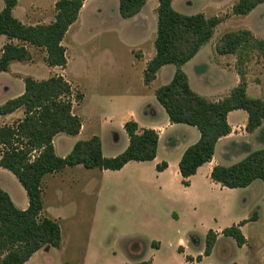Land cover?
Wrapping results in <instances>:
<instances>
[{"label": "trees", "instance_id": "trees-1", "mask_svg": "<svg viewBox=\"0 0 264 264\" xmlns=\"http://www.w3.org/2000/svg\"><path fill=\"white\" fill-rule=\"evenodd\" d=\"M86 1L59 0L55 4L56 15L52 23L25 25L14 16L18 0H4L5 6L0 11V38L5 36L10 42L2 49L0 72H8L14 61H32L30 47L45 52L44 61L48 67L65 69L68 60L63 40L70 27L78 21ZM118 1L123 19L135 17L147 3V0ZM173 2L158 0L156 55L146 67L144 80L150 84L163 66H176L172 81L160 87L156 97L171 123L194 126L201 134L200 140L185 151L179 163L183 185L188 187L189 178L212 160L219 139L230 134L231 128L227 121L230 112H247L248 132L255 131L264 123V100L247 95L246 79L247 64L252 53L256 52L264 59V39L255 38L248 30L226 33L220 38L215 50L219 55H236L240 83L227 97L216 102L210 101L191 89L182 67L212 39L223 19H208L202 13L181 14L174 9ZM262 4L264 0H238L232 7V13L235 16H248ZM13 40L18 43H13ZM23 81L24 93L0 105V116L23 111L22 119L0 127V168L17 178L29 203L25 210L19 209L10 195L0 188V264H26L44 247L61 246L62 235L58 222L41 217L44 210L42 182L46 175L79 165L89 170L120 171L130 162L153 161L159 142L156 131L140 130L136 122L129 121L124 129L130 143L122 154L114 158L105 157L101 140L95 136L77 142L70 154L61 158L56 154L54 138L58 134L76 136L80 133L82 123L74 115L73 106L82 101L83 95L75 94L70 83L62 76H52L43 81L25 77ZM166 167L167 164L163 163L157 170L162 171ZM212 179L229 189L246 188L256 180L264 183V149L251 153L233 166L214 167ZM257 218L254 213L248 220L224 229L222 235L233 238L239 247H243L247 239L241 227ZM217 237L214 231L208 232L204 256L211 255ZM153 247L157 248V245L154 243ZM201 259L202 256H199L196 260L200 262ZM186 260L193 261L191 257H186Z\"/></svg>", "mask_w": 264, "mask_h": 264}, {"label": "rangeland", "instance_id": "rangeland-1", "mask_svg": "<svg viewBox=\"0 0 264 264\" xmlns=\"http://www.w3.org/2000/svg\"><path fill=\"white\" fill-rule=\"evenodd\" d=\"M57 1L18 0L14 16L25 25L50 24L56 15ZM155 1L158 3V0H147V32L142 46L138 45L140 39L125 32V24H122L125 20L119 14L116 18L118 0L87 1L79 21L71 26L63 40L69 61L66 77L76 86L73 88L75 94L84 93L83 85L91 81L87 78L93 77L99 82L90 83L110 94L141 89L142 66L135 63L134 54H149L152 47L156 52L158 13ZM237 1L174 0L173 7L184 15L202 13L208 19L222 18L223 22L212 37L215 41L226 33L248 28L258 30L264 36V4L248 16H235L232 7ZM4 6V0H0V11ZM32 52L36 59L44 55L43 50L34 49ZM260 58L256 52L252 53L247 64L249 71L256 67V62L260 63ZM38 67L16 62L12 71L37 72ZM20 78L23 77L0 72V105L20 94ZM164 84L162 78L155 82V86ZM22 118L23 111L0 127L12 125ZM0 119L4 118L0 116ZM55 141L56 154L61 158L69 155L75 145L74 137L65 134L59 135ZM64 141L66 145L62 144ZM113 143L110 133L109 144L113 146ZM137 165L140 164H130L122 171H107L104 177L102 170H89L83 166L67 167L58 174L46 175L42 182L44 210L41 217L58 222L62 242L59 248L44 247L26 264H122L130 262L131 249L136 259L143 248L146 252H154L152 246L155 241L162 242L156 264H264V188L261 180L260 188L256 187L250 193L228 194L230 202L235 201L232 217L228 220L222 219V200L227 197L214 194L197 206L196 213H188L182 222L174 223L171 207L163 195L147 182L150 179L149 168ZM0 188L10 195L19 209L26 202L28 207L24 188L11 172L2 168ZM254 213L257 220L244 227V236L248 239L245 247H239L233 238L222 235L211 256L201 263L186 262L185 256L173 249V244L181 240L186 255H203L210 230L238 225Z\"/></svg>", "mask_w": 264, "mask_h": 264}, {"label": "crops", "instance_id": "crops-1", "mask_svg": "<svg viewBox=\"0 0 264 264\" xmlns=\"http://www.w3.org/2000/svg\"><path fill=\"white\" fill-rule=\"evenodd\" d=\"M87 1L84 3L83 8L86 6ZM147 5L148 2L138 15L133 18L124 19L125 23H122L125 24V32L127 31L129 35L140 39L141 42L138 44L139 46L143 45V37L145 32H147V24L145 21ZM158 5L159 3L155 1L156 10ZM83 8L81 12L83 11ZM118 14L121 16L119 8L118 12H116V18H118ZM248 30L254 35L255 38L264 39L262 38L264 36H262L258 30L251 28H248ZM125 32H123V34H125ZM219 40L215 41L214 39H211L200 49V51L192 60L182 67V70L188 77L191 89L198 95L203 96L213 102L227 97L240 83V77L236 71L237 57L233 54H217L215 47ZM9 42L10 40H8L5 36L0 38V56L2 54L4 45ZM13 43L17 44L18 41L13 40ZM34 49L38 48H29V51L32 55V61L21 63L35 65L37 67L39 66V70L37 72H13L12 67L16 62H18L14 61L11 63L8 71L11 76H22L23 78L32 77L37 81L47 80L52 76H62L67 82L70 83L72 89L76 87L74 83L66 77L69 61L65 69L60 67H48L44 61L45 52L43 51L44 55L42 58L36 59L32 52ZM130 49L132 52V48ZM132 54L134 53L132 52ZM155 55L156 52L153 51V47L149 54L145 52L138 56L134 54L135 63L141 64L142 66L141 73L143 74V85L140 90L130 89L121 94H110L100 90L99 87H95L92 85V83H90L94 81L96 84V82H99L98 79L96 80L94 77L87 78L91 81H88L86 85H83V99L80 103H75L73 106L74 115L79 117L82 123L80 133L76 136H73V143L76 144L79 141H87L95 136L99 137L102 143L103 155L107 158H114L122 154L129 146L130 140L124 129V126L127 122H136L140 130H154L159 136L156 158L150 162H130L123 169L133 163L140 164L137 166H147L149 168L148 170L150 179L147 182L155 187L163 195L166 203L171 207L170 214L174 219V223L182 222L188 213H196L197 206H199L202 201L210 198L211 195L214 194H219L221 197H227V199L222 200L224 208L222 219L228 220L230 217H232V209L235 207V201L234 203H231L228 194L239 192L250 193L256 187L260 188V180L254 181L246 188L229 189L222 187L220 184L213 181L212 171L216 166H233L244 160L251 153L264 149V136H262L264 133V123L255 131L248 132L247 112L244 110H235L230 112L227 116V121L231 128L230 134L219 139L216 144L212 160L201 166L197 173L189 178L190 185L185 187L183 185V178L180 174L179 163L185 151L200 140L201 134L194 126L171 123L166 110L157 100L156 91L160 87L167 85L172 81L176 72V66L174 69L171 67L172 64L163 66L157 72L154 81H152L150 84L145 83L144 73L146 67L148 63L155 57ZM259 61L260 63L256 62V67L254 69L249 71L250 67H247V95L253 99L264 100V59L260 58ZM23 78H20V94L18 96L23 94L25 91V85L22 83ZM161 78L165 84L162 86H155V82ZM91 86H93V88ZM10 99L13 98H9L8 100ZM21 111L22 110H18L12 114L2 116L4 119H0V125L10 121L11 118L15 116V114ZM110 133L113 135V146H116L115 148L109 144ZM59 135L61 134L56 135L54 138L53 143L55 151L57 146L55 140ZM66 143V141L62 142L63 145H66ZM72 150L73 148L71 151ZM163 163H166L167 167L162 171H158L157 167ZM101 172L102 176L104 177L107 171L103 170ZM262 184L264 188V183ZM26 208L27 202L22 210H25ZM216 223H218L217 220ZM245 225L241 227L243 234ZM226 228L219 227L218 229L212 230L218 235L217 241L223 237L221 233ZM180 241H176V243L173 244V249H177L179 253L180 250H182L183 252L180 254L185 256V260L186 257H191L193 261L190 263H194L195 261L198 262L196 259L199 256H202V259L198 263L204 262L211 256L199 255L197 257H193L186 255V249L183 247ZM154 243L157 245V248H155L154 252H146V250L143 248L140 252L142 256L140 254L138 259L135 258V255H133L131 249L130 262H123L122 264L139 263L143 261L156 264V255L157 252L162 248V242L155 241ZM247 245L248 239L246 245L243 247ZM262 255H264V249L262 250ZM186 262L188 261L186 260Z\"/></svg>", "mask_w": 264, "mask_h": 264}]
</instances>
